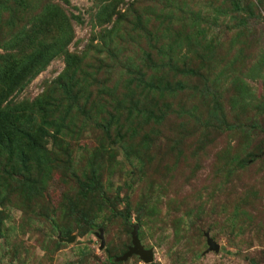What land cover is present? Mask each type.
Wrapping results in <instances>:
<instances>
[{
  "label": "rangeland",
  "instance_id": "rangeland-1",
  "mask_svg": "<svg viewBox=\"0 0 264 264\" xmlns=\"http://www.w3.org/2000/svg\"><path fill=\"white\" fill-rule=\"evenodd\" d=\"M2 95L0 264H264V0H0Z\"/></svg>",
  "mask_w": 264,
  "mask_h": 264
},
{
  "label": "trees",
  "instance_id": "trees-1",
  "mask_svg": "<svg viewBox=\"0 0 264 264\" xmlns=\"http://www.w3.org/2000/svg\"><path fill=\"white\" fill-rule=\"evenodd\" d=\"M233 5H234V7H236V8H239L238 7V5H237V3L235 2V1H233ZM102 11L104 12V15H105V17L108 19V21L110 20V17H111V15H112V13H113V9H112V6L111 5H109V6H104L103 8H102ZM46 62H48V60L46 61ZM45 62V63H46ZM37 65H40V63L39 64H37ZM46 64H42V65H40L41 66V69L45 66ZM40 68V67H39ZM2 77H1V83L2 84H4V82H7L8 83V85L7 86H9V88H10V90L12 91V90H14V88H15V85L14 86H12L11 87V82L10 81H7V80H9V71H7V70H4L3 72H2ZM143 84L145 85V87H147V88H149V89H151V90H155V91H158V90H160V88L159 87H157V85L155 86V85H153V83H151V82H148V83H144L143 82ZM60 87H62V92H63V94H65L66 96H65V99L67 100V101H69V102H73V97H72V95H71V90L67 87V86H65V85H62V86H60ZM5 94V93H4ZM5 99V95H2V97H0V150L1 151H8L9 152V154H10V156L11 157H13L14 158V156H17V155H19V157L22 159V160H24L25 159V151L23 150V146H26V147H30L28 144H29V142H31L30 143V145H31V147H32V149H35L36 148V143H34L32 140H31V138L30 137H28V139H24V140H21V138L23 137V135L22 134H20V133H16V132H12V134L10 135V137H11V139L10 138H7L6 136H7V133L5 134V132H6V124H4L3 123V121H4V119L6 118L7 120H8V117L10 116V113L8 112L9 110H11L10 112H12L14 109L13 108H9V107H4V108H2V104H3V100ZM81 113H83V111H81ZM3 127H4V129H5V132H4V135H3ZM12 128H14L13 126H12ZM14 130V129H13ZM26 141H28V143L26 144V143H21V142H26ZM37 149V148H36ZM30 150H31V148H30ZM4 151V152H5ZM88 184H89V182H88ZM81 186V185H80ZM83 186H84V184H83ZM116 261H117V259H114V258H109V262L110 263H113V262H115L116 263Z\"/></svg>",
  "mask_w": 264,
  "mask_h": 264
},
{
  "label": "water",
  "instance_id": "water-1",
  "mask_svg": "<svg viewBox=\"0 0 264 264\" xmlns=\"http://www.w3.org/2000/svg\"><path fill=\"white\" fill-rule=\"evenodd\" d=\"M206 238L209 250L218 251V246L214 243V241L210 239L208 235H206ZM133 254L138 255L146 263L152 260L151 253L148 251H144L139 241L135 237L132 241V247L129 248L128 252L126 253V256L129 257Z\"/></svg>",
  "mask_w": 264,
  "mask_h": 264
}]
</instances>
